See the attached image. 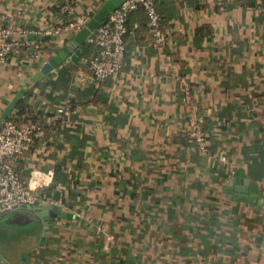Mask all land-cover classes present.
I'll return each mask as SVG.
<instances>
[{"label": "crops", "instance_id": "obj_1", "mask_svg": "<svg viewBox=\"0 0 264 264\" xmlns=\"http://www.w3.org/2000/svg\"><path fill=\"white\" fill-rule=\"evenodd\" d=\"M104 4L0 0V22L36 30ZM155 6L160 34L132 10L122 66L104 80L88 69V41L36 76L70 31L0 62V115L23 89L8 115L48 125L15 168L25 182L49 178L72 212L46 226L31 206L0 215V264H264V0ZM191 114L205 152L185 132ZM25 218L31 227L11 223Z\"/></svg>", "mask_w": 264, "mask_h": 264}, {"label": "built area", "instance_id": "obj_2", "mask_svg": "<svg viewBox=\"0 0 264 264\" xmlns=\"http://www.w3.org/2000/svg\"><path fill=\"white\" fill-rule=\"evenodd\" d=\"M156 0H122L108 12L99 25L88 35L87 41L96 46V52L87 60V66L93 79L104 80L120 70L125 55L126 17L130 11L141 6L147 14V24L153 34L159 35L160 14L155 6ZM187 2V0H182ZM62 12L71 13L72 5L66 2L60 6ZM3 17L6 15L2 14ZM88 21L85 14H77L61 24L28 30L20 25L0 22V62L9 57L27 59L37 57L40 50V37L57 35L60 31L72 32L83 27ZM30 32L38 38L22 37ZM186 93L188 85L185 84ZM67 109L60 107L59 111ZM1 121V115H0ZM185 132L202 151H207L208 136L203 128V119L196 114L188 115ZM44 135V129L37 123L20 126L14 117L7 116L0 122V212L20 206H34L41 203H58L52 194L41 188L50 184L47 177L31 176L24 182L13 168L10 159L28 150L36 139Z\"/></svg>", "mask_w": 264, "mask_h": 264}, {"label": "water", "instance_id": "obj_3", "mask_svg": "<svg viewBox=\"0 0 264 264\" xmlns=\"http://www.w3.org/2000/svg\"><path fill=\"white\" fill-rule=\"evenodd\" d=\"M122 0H111L112 5L104 4L100 9L95 12L90 19L86 22V24L77 29L76 31H72L69 34V40L65 42L64 46L61 47V49L58 51L57 54L53 55L51 58H49L47 61H45L39 71L36 73V76L42 75L46 73L49 69H51L54 65H56L58 62H61L66 56H70L72 59L77 60V56L80 54V48L76 47L84 42L87 41V36L90 34V32L95 29L99 23L104 19V17L113 10ZM29 38H38V35L35 34H28ZM41 39L44 38V36L40 37ZM76 47V48H74ZM74 48V52H72ZM23 93V89L18 91L16 95L12 97V99L7 103L5 108L3 109L1 113V121L5 119L8 116V113L12 110L16 102L19 100V97ZM0 121V122H1ZM241 190V189H240ZM250 192H256V186L254 185L253 181H249L247 185V189ZM245 191V190H244ZM239 193H241L239 191ZM53 197L58 199L59 198V191L55 190L53 192ZM17 208V207H14ZM12 208V209H14ZM12 209L4 210L0 212V215H4L6 213H9ZM31 211L35 213V215H38L43 219L44 224H47L48 220H52L54 217H71L72 212L70 210H66L62 208L61 204L58 203H41L36 204L31 207Z\"/></svg>", "mask_w": 264, "mask_h": 264}, {"label": "trees", "instance_id": "obj_4", "mask_svg": "<svg viewBox=\"0 0 264 264\" xmlns=\"http://www.w3.org/2000/svg\"><path fill=\"white\" fill-rule=\"evenodd\" d=\"M139 7V6H138ZM141 7V6H140ZM134 10V9H133ZM131 12V11H130ZM129 12V13H130ZM128 13V14H129ZM145 15H146V23H147V14L145 13ZM128 16V15H127ZM126 19H127V17H126ZM148 25V24H147ZM149 27V26H148ZM126 32H127V25H126ZM126 35V34H125ZM93 45V46H92ZM87 46H91V52H90V54L88 55V57L91 55V54H93L94 52H96V46L92 43V42H88L87 43ZM88 57H87V60H88ZM22 106H23V103H22V101H19L17 104H16V107H17V112H20L21 111V109H22ZM8 117H9V115H8ZM15 119V121H16V123L18 124V125H20V126H24V125H28V124H31V123H37V124H39V125H41V127L44 129V133L46 132V130H47V126L48 125H46L45 123H43L42 121H40V120H35V119H32V120H30V121H21V120H19L18 118H14ZM27 151V150H26ZM23 154V153H22ZM22 154H19V155H17V156H15L14 158H12V159H10V162H11V164H12V166H13V168L15 169V171L18 173V175L20 176V178L22 179V177H21V173L20 172H18V170L15 168V165H14V161H16V160H19L21 157H22ZM23 180V179H22ZM24 181V180H23ZM25 182V181H24ZM26 183V182H25ZM54 188H55V185L54 184H49V185H47V186H44V187H42L41 188V190L42 191H44V192H46L47 194H52L53 195V191H54ZM66 199V197H62V200H65Z\"/></svg>", "mask_w": 264, "mask_h": 264}, {"label": "rangeland", "instance_id": "obj_5", "mask_svg": "<svg viewBox=\"0 0 264 264\" xmlns=\"http://www.w3.org/2000/svg\"><path fill=\"white\" fill-rule=\"evenodd\" d=\"M92 46H93V45H92ZM20 207H21V206H20ZM31 207H32V206H31ZM16 210H22V208H19V207H18V208L15 209V211H16ZM27 215H30V213H27ZM33 215H34V214H33ZM20 216H22V215H20ZM32 217H35V216H32ZM58 218H61V217H58ZM24 221H27V222H29V223H27V224L25 223L26 226H24V225H20V226H18L19 228H22L23 226H24V227H28V226L31 227L30 219H29V218H25V219L23 220V222H22V221H17V220H12L11 223L22 224V223H24ZM43 225L46 226L44 223H43Z\"/></svg>", "mask_w": 264, "mask_h": 264}]
</instances>
